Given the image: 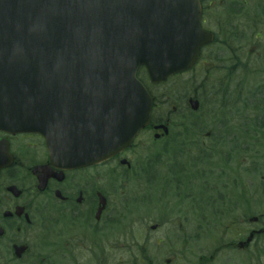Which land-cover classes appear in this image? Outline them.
I'll list each match as a JSON object with an SVG mask.
<instances>
[{
    "label": "flooded vegetation",
    "instance_id": "1",
    "mask_svg": "<svg viewBox=\"0 0 264 264\" xmlns=\"http://www.w3.org/2000/svg\"><path fill=\"white\" fill-rule=\"evenodd\" d=\"M248 1L262 3L258 20L263 18V24L253 29L257 41L248 48L261 49L264 0L242 2ZM238 20L243 24L240 29H249L245 12ZM163 125L168 126L167 133L155 130ZM176 125L183 130L181 135L187 134L185 127L193 126ZM176 125L155 122L141 132L137 142L149 134L164 142L150 143L143 154H138L134 141L105 163L75 169L54 164L41 135L0 131V159L5 158L0 169V264H178L181 259L182 264L196 256L190 241L199 239L201 224L216 223V165L209 154L200 153L196 139L164 137ZM185 140L193 142L183 150L176 143ZM167 145L170 148L160 147ZM177 155H183V161ZM244 160L230 165L232 160L225 159L224 172L233 176L226 184L234 192L233 202L229 197L234 210L248 204L247 188L239 185ZM138 163L144 168L135 169ZM137 219L144 220L148 233L145 227L136 234ZM165 225H177L179 231L193 226L192 235H169ZM163 233L165 239L158 236ZM173 237L175 247L167 249Z\"/></svg>",
    "mask_w": 264,
    "mask_h": 264
},
{
    "label": "water",
    "instance_id": "2",
    "mask_svg": "<svg viewBox=\"0 0 264 264\" xmlns=\"http://www.w3.org/2000/svg\"><path fill=\"white\" fill-rule=\"evenodd\" d=\"M199 18L198 0H0L1 123L43 133L51 154L72 166L111 157L148 120L138 67L152 82L190 67L212 39ZM167 20L172 27L160 29ZM85 92L103 100L90 142L79 123L66 131L68 101L83 116Z\"/></svg>",
    "mask_w": 264,
    "mask_h": 264
},
{
    "label": "rangeland",
    "instance_id": "3",
    "mask_svg": "<svg viewBox=\"0 0 264 264\" xmlns=\"http://www.w3.org/2000/svg\"><path fill=\"white\" fill-rule=\"evenodd\" d=\"M242 40H239V42ZM237 43V45L239 44ZM218 47H215L216 49ZM220 54H223L226 59L229 58L228 54L223 53L222 51L219 52ZM251 53H253L251 51ZM188 76L183 77V80H186ZM251 83H249V86ZM181 93V92H180ZM211 94V91L208 93H203V96H208V94ZM218 98V97H217ZM215 98H200L199 102L202 105V109L199 108V110L196 113H187L184 115H176L174 112L173 120L172 122L176 125V123L183 122L187 124H192L196 125L197 129L195 130V138L196 139H202L207 138L208 140H204V145H211L213 143H218L217 141L220 140L222 141L221 143L217 144L214 146L215 150L219 155H222V157H227L229 160H232L230 165H232L236 161H242V158H245V160L242 162V172H241V178H242V184L244 187L247 188V191L249 194H254L255 189L261 185L262 187L259 188L258 190V196L261 198V195H264V159L262 158L263 155V148L258 145L256 141L254 142H249V140L245 141H240L235 138L236 136L232 137L233 139H219L221 137L220 133L222 132V127L218 128L219 122L222 121L221 118V113L215 112L214 110L209 109L210 102L217 99ZM228 110H238V107H234L233 104L230 105L228 104L226 106ZM237 115V114H236ZM243 116L241 112H239V115L236 116V119L229 120V118L225 119L229 120L231 123L227 122L226 129L231 127V125H239L241 124L243 120ZM249 117H251L248 114ZM250 125L247 126H240L239 125V131L242 130L244 127H249ZM191 127V126H189ZM181 127L176 125L174 131L172 132V138L176 137H181ZM236 135V133H234ZM242 137V136H241ZM190 138V137H189ZM152 137L145 135L137 144V149H138V154H143V150L145 147H147L151 143ZM184 144H182L181 141H177L176 144H178L183 150L187 147H192V146H187L191 145L193 141H188L185 140L183 141ZM197 142V141H196ZM197 144V143H196ZM163 147V146H160ZM169 147V146H167ZM175 148V145L173 146ZM239 155L237 159H234V156ZM252 156H256V159L253 158ZM258 157V158H257ZM184 156L177 155V160H182L183 161ZM175 160V158H173ZM187 161V159H186ZM227 167V166H226ZM234 168V167H233ZM245 168L248 173H245ZM253 169V170H252ZM218 172H220L218 170ZM221 173V172H220ZM222 179L224 181L230 182L233 180V176H229L227 172H225L222 176ZM227 189L229 192H226L227 195H229L230 200H232V191L228 188L227 184ZM220 195L216 191V196H215V208H216V220L218 223H215L214 225L210 226L207 224H201L200 226V235L199 239H194L190 241V246L191 250L195 251V255H208L207 252L211 249L215 244H221V243H229L233 239L236 241V239L241 238L244 234L242 232L246 229L249 231L251 229L257 230L259 228L264 227V202H260L259 206L255 202L253 205L249 206L248 204L246 206H243V211H233L231 215L229 216L230 218H240L241 216L244 217L247 212H251V216H261L263 218L262 222L257 225V228L252 225H248L244 223L243 221H238L236 223L237 225V231L234 233L235 228H233L231 231L230 229V221L226 220L223 215L224 212V207L219 206L222 203V200H219ZM222 198L225 200V197L222 195ZM144 208L138 210V214L143 213ZM153 225V224H151ZM146 227V228H145ZM225 227V229H224ZM146 229L147 233V224L144 223L143 221H140L137 219L136 221V234L142 233L141 229ZM166 230L168 231L169 235H174V236H179V235H192V229L193 226H183L182 231H179L177 225H165ZM244 229V230H243ZM191 233V234H190ZM242 234V235H241ZM160 237L163 236L165 239V235L160 234L158 235ZM247 235H245L246 237ZM240 241L237 240L236 243ZM176 237H173L172 239H168L167 242V249H170L172 247H175L171 243H175ZM138 246H143V245H138ZM262 250L263 256H259L258 251ZM196 251H199L198 253ZM170 256V255H169ZM252 260V263L247 262L248 258ZM255 257H258V260H255ZM120 260L124 261L125 257L120 256ZM189 261H194V257H189L185 258ZM182 260V259H181ZM181 260L178 262V264L181 262ZM258 262L259 264H264V240H257L253 242L252 246L248 249L247 252H241L240 254H233L230 251L227 252H221L219 253L218 257L216 256V261L213 260L210 262V264H255ZM183 264V263H182Z\"/></svg>",
    "mask_w": 264,
    "mask_h": 264
},
{
    "label": "trees",
    "instance_id": "4",
    "mask_svg": "<svg viewBox=\"0 0 264 264\" xmlns=\"http://www.w3.org/2000/svg\"><path fill=\"white\" fill-rule=\"evenodd\" d=\"M261 132L262 131L260 129H256V130L254 129L252 136L255 138L262 139V142L264 143V131H263V134Z\"/></svg>",
    "mask_w": 264,
    "mask_h": 264
}]
</instances>
